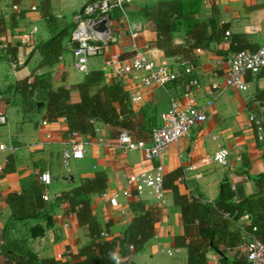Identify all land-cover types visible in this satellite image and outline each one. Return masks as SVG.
<instances>
[{
    "label": "crops",
    "instance_id": "crops-1",
    "mask_svg": "<svg viewBox=\"0 0 264 264\" xmlns=\"http://www.w3.org/2000/svg\"><path fill=\"white\" fill-rule=\"evenodd\" d=\"M87 1L0 0V112L7 116V123L0 126V143L6 147L0 150V231L11 214L5 196L12 192L20 193L33 180L38 181L43 194L45 188L38 175L48 170L52 179L47 188L49 199L42 198L43 206L36 216L10 226L7 236L25 239L26 247L39 258L52 257L59 264L79 260L81 247L92 241L89 226L79 222L69 203L59 198L65 192H72L86 179H92L96 171H103L105 189L89 195L90 209L100 230L98 239H112L125 234L134 219L133 201L141 200L146 207L159 209L154 234L140 250L122 257L119 264H186V247L174 243L175 236L183 234L181 208L175 204L176 195L184 194L190 200L195 198L214 207L221 181L228 178L232 193L230 202L239 203L246 197L264 196V178L258 179L264 175V138L257 136L249 119L251 111L262 114V102L255 95L258 89L264 88V75L248 73L244 90L221 88L209 109L208 119L178 142L170 143L154 162L145 160L139 150L122 153L108 144L106 139L118 135L120 129L117 126L96 120L90 133L71 131L63 115L54 120L48 118L42 100L37 101L40 109L25 112L19 105L20 94L15 88L16 82L23 79L46 77L53 90L66 87L70 102H79L77 86L88 74L76 71L72 66L71 31L76 16ZM158 1L131 0L121 9L112 11L111 24L117 41L107 47V52L130 56L131 33L138 30L136 41L139 48L154 62H170L180 73L176 81L152 87L143 103L132 108L130 94L137 86L136 80L115 77L104 67L101 57L92 59L90 63V72H102L101 84H119L123 88L127 99L120 106L125 111L141 109L149 129L160 124V116L169 108L171 98L182 92L188 76L181 73L177 64L180 59L193 63L191 76L201 83L199 101L204 102L210 98L206 90L211 83L223 84L227 60L236 52L235 47L255 50L264 43L263 0H181L183 17H177L168 42L185 50L168 57L164 49L157 46L154 21L143 14V8ZM199 25L203 28L205 25L203 37L207 39H202L201 44L194 47L190 31H198ZM54 34L61 35L63 50L52 65H44L41 48ZM232 39L235 41L233 44ZM13 62H17V66ZM99 138L104 140L100 142ZM150 138L151 134L146 141ZM75 140L84 142V156L71 159L64 166L62 153ZM220 147L229 150V164H205L204 158ZM158 163L163 174L174 170L180 172L173 181L175 188L165 189L164 202H158L148 191L132 197L119 193L130 173L150 169ZM191 163L196 167L187 170ZM197 173L201 176H196ZM115 192L119 193L118 203L112 206L109 197ZM257 212L262 213L261 210ZM215 218L219 228H224V233L221 236L217 234L215 239L219 240L226 255L247 264L243 245L254 238L249 232L253 217L245 213L230 219L228 213H222V217L216 214ZM223 219L228 221L226 226L221 223ZM33 226H39L43 234L32 236ZM101 232H106L107 237L101 236ZM58 254L62 258H58ZM206 257L207 264L219 263V253L213 249L207 250ZM1 258L0 264H3Z\"/></svg>",
    "mask_w": 264,
    "mask_h": 264
},
{
    "label": "trees",
    "instance_id": "trees-1",
    "mask_svg": "<svg viewBox=\"0 0 264 264\" xmlns=\"http://www.w3.org/2000/svg\"><path fill=\"white\" fill-rule=\"evenodd\" d=\"M143 9L144 16L151 18L156 25L157 46L164 49L165 55L169 57L183 52L185 49L168 42L177 23V17H183V2L181 0H160ZM204 29L205 25L204 28L199 25L198 31H190L194 39L192 46H198L202 39H207L203 37ZM60 39V34H54L43 44L41 51L44 55V65H52L61 54L63 47ZM234 42L232 39L231 44ZM188 48L190 47L188 46ZM235 48V51L245 49L242 46ZM10 51L15 54V50L11 49ZM102 77L101 71H91L77 86L80 100L76 103L70 102L69 90L66 87L53 90L46 77L20 80L16 82L15 88L20 94L19 105L22 110L25 112L38 110L41 107L38 106L37 101L42 100L48 118L54 120L57 116L63 115L71 131L90 133L93 131V122L99 120L107 125L128 130L133 139L149 140L152 128L149 129L145 125L144 112L141 109L125 111L120 105L127 99L126 92L119 84H101ZM255 97L262 102L264 119V88L258 89ZM179 175L178 170L164 174V190L175 188L173 181ZM259 178H264V175H260ZM105 187L104 172L96 171L92 179H86L72 192H65L59 198L69 203L70 209L75 211L79 222L88 223L89 233L92 237L90 243L81 247L79 260L61 264H119L122 257L140 250L154 234V226L159 220V209L146 207L144 202L136 200L131 204L134 219L127 226L125 234L112 239H98L100 230L90 209L89 195L101 193ZM231 197L228 178L221 181L219 195L214 202L216 208L207 203L203 204L195 198L190 200L184 194L176 195L175 204L181 208L183 234L175 236L174 243L176 246L186 247V264H207L206 252L209 249L219 253L218 264H244L238 258L230 259L226 255L225 249L220 246L219 240L215 239L217 234L221 236L224 233V228H219L220 224L216 223V214H221L222 217V213H228L230 219H234L239 215L249 213L253 217L249 232L254 238L264 243V196L246 197L239 203L230 202ZM5 202L10 207L11 214L0 231V256L3 264H59L52 257L39 258L37 254L26 247L25 239L7 236L10 226L14 225L16 221L36 216L43 206L42 191L38 181H31L28 187L20 193H8L5 196ZM258 210H261L262 213L259 214ZM221 223L226 226L228 221L223 219Z\"/></svg>",
    "mask_w": 264,
    "mask_h": 264
},
{
    "label": "built area",
    "instance_id": "built-area-1",
    "mask_svg": "<svg viewBox=\"0 0 264 264\" xmlns=\"http://www.w3.org/2000/svg\"><path fill=\"white\" fill-rule=\"evenodd\" d=\"M131 0H89L75 18V25L71 31L73 42L72 66L76 71L84 74L90 73L92 59L101 57L105 68L119 78L131 77L136 80L137 86L130 94L132 108H138L145 99L146 93L154 86H165L167 83L176 81L180 73H177L170 62L162 60L154 62L142 51L136 41L138 30L131 33L132 52L130 56L123 57L117 53H108L107 47L117 41L114 34L110 13L115 9H121L123 4ZM208 2L209 0H202ZM264 1V0H263ZM106 20L103 28L98 26ZM228 36L229 32L226 31ZM181 67V73L188 78L183 83L182 92L179 96L171 98L169 108L160 116V124L151 131L150 141L133 139L126 129H120L114 138H108L107 143L115 146L122 153L139 150L145 160L154 162L164 152L170 143L178 142L185 137L191 129L201 125L208 119L209 109L213 104L220 89L230 87L235 90H244L247 87L245 76L249 73L264 75V43L255 50L242 49L233 52L227 60L226 72L223 84L211 83L206 90L210 98L204 102L199 101L201 83L191 76L194 69L193 63L188 59H180L177 63ZM17 66V62H13ZM249 119L257 136L264 138V119L261 113L251 111ZM7 123V116L0 112V126ZM74 133V132H73ZM100 142L104 139L99 138ZM70 146L62 153L63 165L66 166L71 159H81L84 156V142L71 141ZM5 145L0 143V150H5ZM229 150L224 147L218 148L211 156L204 158L205 164L215 162L226 166L229 164ZM196 167L194 163L187 165V170ZM2 167L0 165V171ZM163 168L161 164H155L150 169L132 172L128 175L125 185L120 192L126 197L140 196L149 192L158 202H164L165 190L163 188ZM196 176H201L197 173ZM39 181L45 188L42 198L49 199L47 188L51 185V174L48 170L38 175ZM118 192L109 197L112 206L118 203ZM101 236L107 237L106 232ZM247 264H264V243L252 238L243 245ZM58 258H62L58 254Z\"/></svg>",
    "mask_w": 264,
    "mask_h": 264
},
{
    "label": "water",
    "instance_id": "water-1",
    "mask_svg": "<svg viewBox=\"0 0 264 264\" xmlns=\"http://www.w3.org/2000/svg\"><path fill=\"white\" fill-rule=\"evenodd\" d=\"M105 22H106V20H103L98 27L99 28H103ZM42 234H43V231H42V229L39 226H33V227H31V235L32 236H40Z\"/></svg>",
    "mask_w": 264,
    "mask_h": 264
}]
</instances>
